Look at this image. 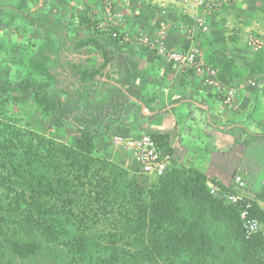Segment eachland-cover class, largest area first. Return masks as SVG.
I'll use <instances>...</instances> for the list:
<instances>
[{
    "label": "rangeland",
    "instance_id": "374dc122",
    "mask_svg": "<svg viewBox=\"0 0 264 264\" xmlns=\"http://www.w3.org/2000/svg\"><path fill=\"white\" fill-rule=\"evenodd\" d=\"M181 1L0 0V87L8 89L5 96L0 91V264H216L218 257L235 258L232 242L221 256L183 250L155 258L147 252L161 233L174 238L176 227L208 226L206 207L188 193L191 169L225 187V205L255 207L252 216L264 223V0H219L203 39L194 38ZM41 16L52 22L50 32L28 24ZM112 28L154 39V48L124 46L134 48V128L153 117L142 106L162 114L165 91L166 100L175 94L171 100L179 105L187 101L176 120L178 155L163 140L170 159L161 178L139 174L133 156L114 143L129 99L119 80L93 68L95 50L84 53L88 65L59 64L60 54L71 55L79 42L95 41L102 49L113 41ZM160 37L167 50L195 46L215 67L218 86L201 78L206 100L189 98L186 82L195 77L158 54ZM34 58L53 76L37 73ZM20 81L32 89L13 90ZM87 89L92 94H83ZM92 133L99 136L86 149ZM160 183L170 185L167 206L175 217L163 227L151 222L147 195ZM207 189L217 191L211 183ZM223 194L241 201L227 204ZM252 237L255 264H264V229Z\"/></svg>",
    "mask_w": 264,
    "mask_h": 264
},
{
    "label": "trees",
    "instance_id": "16d2710c",
    "mask_svg": "<svg viewBox=\"0 0 264 264\" xmlns=\"http://www.w3.org/2000/svg\"><path fill=\"white\" fill-rule=\"evenodd\" d=\"M29 25L34 29H42L44 32H50V29L53 28L52 22L49 21L46 17H39L34 19L30 17ZM84 24V21H81ZM57 36L60 35V31L57 30ZM90 42H79L77 47H82L89 45ZM104 57V62L107 63L109 57L106 51H102ZM31 67L39 74L43 76H53L50 71L43 65L39 59L34 58L30 61ZM32 85L29 81H20L16 83L13 87V90H31ZM2 95L8 92V89H3L0 87ZM106 133L107 130H104ZM99 136V133H92L84 141L85 144L88 141V144L83 146L86 149L92 147V140ZM151 137L157 141L161 142V149L164 152L165 142L163 140L168 139L167 135H151ZM164 176V175H163ZM161 176V177H163ZM188 193L196 196L198 201L201 202L206 207L207 214L209 219L205 222L208 224L204 231L198 230H185L183 231L178 228L180 234L174 238H171L168 234L164 233L159 234L157 241L154 243V247L148 250V254L157 258L162 257L166 251H187V252H203V254H210L212 256L222 255V252L226 245L230 242L235 243L238 246L236 257L225 255L223 257H218L216 264H255L256 263V254L253 251L255 249L256 239L253 237L248 239L246 237L245 231V220L240 218V206L239 205H225L222 201L221 194L225 191V187L217 182H211L206 179L205 176L198 173L196 170H190L188 175ZM159 177V178H161ZM165 179L160 180L163 182ZM207 183H211L217 191L215 194H210L209 189H207ZM165 183H160V186L151 189L150 192H147L148 198L151 201L149 205V214L150 220L153 224L162 226L169 223L170 220H173L175 217L172 214V211L169 210L167 206L170 202L171 193L169 191L170 185H164ZM36 187V191L41 190V184L36 183L33 185V188ZM255 207H249V214L252 216L253 210ZM212 224L222 227L221 231L212 230ZM177 235V234H176ZM259 241H263L260 238ZM224 245V248L222 247ZM228 252V251H227Z\"/></svg>",
    "mask_w": 264,
    "mask_h": 264
},
{
    "label": "built area",
    "instance_id": "2783aa9c",
    "mask_svg": "<svg viewBox=\"0 0 264 264\" xmlns=\"http://www.w3.org/2000/svg\"><path fill=\"white\" fill-rule=\"evenodd\" d=\"M181 3L184 14L187 15L194 28H192L194 38L203 39L206 37L210 28L208 17L219 8L222 2L220 3L219 0H216L215 4H209L206 0H182ZM110 31L113 41L121 47L134 45L143 48H154V39H150L149 36L143 33L137 32L132 34L118 28H112ZM161 34L163 35L164 31ZM155 41V48L158 54L165 57L169 63L180 68H185L200 76L207 85L212 87L218 86L216 82L217 70L203 59V56L195 46L190 45L187 49L181 50H167L162 46V37ZM231 96L232 93L229 92L227 98L229 99ZM113 140L123 151L133 156L139 174L154 178L164 175L170 157L163 152L160 145L151 135L147 133L137 137L118 135ZM235 184L238 188L244 186V182L240 176L235 178ZM212 193L215 194V191H212ZM222 198L227 204H238L241 201V197L232 194H223ZM240 218L245 220L247 238L264 229V223H260L256 217L250 216L249 205H245L240 209Z\"/></svg>",
    "mask_w": 264,
    "mask_h": 264
},
{
    "label": "crops",
    "instance_id": "0c3cea01",
    "mask_svg": "<svg viewBox=\"0 0 264 264\" xmlns=\"http://www.w3.org/2000/svg\"><path fill=\"white\" fill-rule=\"evenodd\" d=\"M89 42V41H85ZM77 47V46H76ZM98 44L95 41H91L89 45L77 47L71 55L68 53H65V55L60 54V63L61 65H66L67 62H75L79 64L86 63L87 65L90 64V61H88L89 56L84 54L86 51L90 49H94V67L99 66L104 69V72L108 76H111V78H114L115 80H119L120 86L123 88V93L127 96L129 99L125 103V107H129L128 109L123 110V114L125 118V124L118 129V135L123 136H140L143 133H150V134H159V135H167L168 136V143L170 144V147L173 148V156L178 155L179 150L177 149L175 136L176 135V120L178 119V116L185 115L186 113V102L184 101L183 104L179 105L177 101L171 100L175 94H171V98L169 97V100H166V97L170 94V91H165L164 95L165 98L161 100L163 105V112L162 114H158L154 110V106L151 104L148 105V107H143L142 109H145L147 113H144L145 115H151L153 116L149 121V123H146L142 120L141 124L138 127L134 128V48L132 47H121L114 41L108 40L106 41L104 47L102 49L98 48ZM106 51L109 60L107 63L104 62V57L102 55V51ZM147 55H144L146 58ZM86 70V69H85ZM90 72V70L88 71ZM190 74L194 75V77L198 81L193 79V81L186 82L187 87L189 88V98L191 99H207L205 97V92H209L208 88H205V85L202 82V79L200 76L195 75L192 72H189ZM200 78V79H199ZM112 83H115L112 81ZM168 84H172L171 82H168ZM170 85H167L168 90L170 89ZM91 93L89 89L85 90L83 94ZM176 96V95H175ZM168 98V97H167ZM211 99V98H209ZM177 100V99H176ZM179 101V100H178ZM129 104V105H128ZM156 105H159V103H156ZM160 106V105H159ZM248 107V106H247ZM140 110V109H139ZM180 110V114L177 112ZM249 111L246 112L248 115ZM244 118V114H243ZM241 135H245L244 130ZM174 137V138H173ZM191 151L189 150L188 153ZM172 156V157H173ZM180 163V161H177ZM183 162H186L184 160Z\"/></svg>",
    "mask_w": 264,
    "mask_h": 264
}]
</instances>
